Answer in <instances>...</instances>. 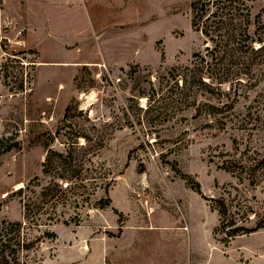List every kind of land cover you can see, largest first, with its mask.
Listing matches in <instances>:
<instances>
[{
  "label": "rangeland",
  "instance_id": "1",
  "mask_svg": "<svg viewBox=\"0 0 264 264\" xmlns=\"http://www.w3.org/2000/svg\"><path fill=\"white\" fill-rule=\"evenodd\" d=\"M197 1L0 0V241L31 245L6 259L264 264V0L227 54ZM49 150L74 161L46 177Z\"/></svg>",
  "mask_w": 264,
  "mask_h": 264
},
{
  "label": "trees",
  "instance_id": "2",
  "mask_svg": "<svg viewBox=\"0 0 264 264\" xmlns=\"http://www.w3.org/2000/svg\"><path fill=\"white\" fill-rule=\"evenodd\" d=\"M237 1V2H235ZM202 1H197L196 3L193 4L192 8H193V19H192V27L196 30L201 32V34H203L205 37H210V30L216 31V30H226L227 32L229 31V28L231 29V32H239V34L232 35L233 38V42L232 44H226L225 46H223L224 51L227 52L229 51V49L231 51H240L242 52V50L244 49V45L246 40H240L238 38V36H244V39H247L246 32L248 29V26L250 25V20H244V15L242 16V14L240 13V11H242V8H240L243 4H241V6L239 7V5L237 4L239 2V0H204L203 3H201ZM214 8V10H213ZM246 8V7H245ZM214 11V12H213ZM247 11V15L248 14V10ZM244 26V27H243ZM243 31L240 32V31ZM236 45V46H234ZM217 46V45H215ZM208 48H206V52H208ZM203 61V60H202ZM201 70H203V68H201ZM210 81H212V83H210V85H213L214 83H217L215 81H218V85L222 84V82H219L221 79L216 80L215 78H208ZM79 138H83L84 141L86 142L83 145H79L78 141L73 142L76 147H79L78 149H80L81 151L87 150V148H89V139L82 135L79 136ZM10 142H7V145H5L6 140H3L1 138L0 142V158L12 151V150H18L19 149V143L15 142L13 140L7 139ZM86 145H88L86 147ZM73 147V146H71ZM53 159H56L57 161H60V163L62 162L63 165H67L70 164L71 162L74 161V157L72 155L71 152H68L66 155L57 153L56 151H48L45 157L44 162L41 164L42 166V174L44 176H48V167L51 166V161H53ZM61 163V164H62ZM61 166V165H59ZM80 174H77L76 176L79 177ZM53 180L56 182H61V184L68 182V179L64 176V174H59L56 175L55 177H53ZM96 178H94V182H96ZM56 185H58L56 183ZM22 189H19V191H21ZM197 192H199L197 190ZM13 226V225H12ZM17 228V231H19L21 224H16L14 225ZM259 229L256 228L255 230H245L243 228H239L236 230H233L230 233V236H236L239 234V232L243 231L245 233H251V232H255ZM6 240L5 241H0L2 243L3 249L1 251V255H3L2 259H5L4 264H19V261L17 258L12 259L11 261L9 259H6V257L4 256L5 253V249L9 250V251H13L14 254H17V252H15L14 250H12L11 248H13L14 246H17V248L19 250H26L28 251L30 249L29 244H21V240H20V234L18 233L17 236L11 237L10 234H6L5 235ZM8 261V262H7Z\"/></svg>",
  "mask_w": 264,
  "mask_h": 264
},
{
  "label": "bare ground",
  "instance_id": "3",
  "mask_svg": "<svg viewBox=\"0 0 264 264\" xmlns=\"http://www.w3.org/2000/svg\"><path fill=\"white\" fill-rule=\"evenodd\" d=\"M21 187H22V185H21V184H18V185H17V188H21Z\"/></svg>",
  "mask_w": 264,
  "mask_h": 264
}]
</instances>
